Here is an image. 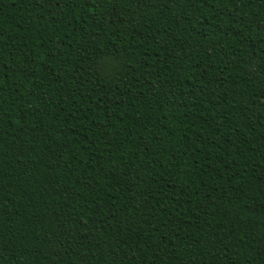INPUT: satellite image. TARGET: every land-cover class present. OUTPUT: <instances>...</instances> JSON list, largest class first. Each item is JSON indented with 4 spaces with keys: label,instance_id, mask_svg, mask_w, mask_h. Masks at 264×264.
<instances>
[{
    "label": "trees",
    "instance_id": "16d2710c",
    "mask_svg": "<svg viewBox=\"0 0 264 264\" xmlns=\"http://www.w3.org/2000/svg\"><path fill=\"white\" fill-rule=\"evenodd\" d=\"M0 264H264V0H0Z\"/></svg>",
    "mask_w": 264,
    "mask_h": 264
}]
</instances>
